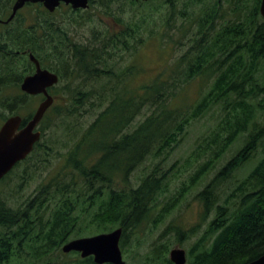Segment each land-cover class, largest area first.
Wrapping results in <instances>:
<instances>
[{
  "label": "trees",
  "instance_id": "obj_1",
  "mask_svg": "<svg viewBox=\"0 0 264 264\" xmlns=\"http://www.w3.org/2000/svg\"><path fill=\"white\" fill-rule=\"evenodd\" d=\"M250 1L244 6L249 0H90L87 9L62 4L54 12L29 4L27 27L24 13L18 12L14 19L23 25H15L11 34L0 31V37L4 46L12 47L9 58L29 48L60 72L62 80L53 87L57 103L46 112L42 129L49 115L56 127L60 118L66 121L65 134L53 142L64 164L45 178L37 193L15 202L36 168L51 161L53 146L42 141L0 181V264H96L93 256L80 254L63 259L62 245L118 227L123 228L120 246L126 255L132 249L143 264H175L169 257L173 242L166 234L175 232L182 241L192 237L195 227L185 230L171 224L142 259L130 235L143 224L152 231L164 222L240 140L242 145L230 151L197 194L202 220L210 221L187 249V264H246L264 254V18L261 0ZM14 2L0 0V18L11 14ZM95 3L113 15L118 27L79 34L78 27L95 16ZM125 3L132 12L140 8L147 14L135 20L111 7ZM155 11L166 13L164 26L180 31L177 46L186 49L172 73L134 89L137 66L133 60L128 65L121 61L125 54L135 56L147 40L143 24ZM57 13L63 19L55 17ZM148 33V38L157 34L151 28ZM197 78L210 82V88L194 103L175 106L174 100ZM146 106L153 107L152 113L133 124ZM216 106L221 111L216 127L198 140L183 165L193 166V172L171 193L167 154ZM85 111L96 112V117L82 126L79 118ZM73 117L75 121H68ZM255 159L254 167L241 176ZM145 161L149 170L132 177Z\"/></svg>",
  "mask_w": 264,
  "mask_h": 264
},
{
  "label": "rangeland",
  "instance_id": "obj_2",
  "mask_svg": "<svg viewBox=\"0 0 264 264\" xmlns=\"http://www.w3.org/2000/svg\"><path fill=\"white\" fill-rule=\"evenodd\" d=\"M251 1L244 2V6H249ZM91 11H94L95 16L92 19L86 20L81 26L78 27L79 34L90 36L92 35V29H102L105 30L107 28L114 29L118 27L116 25V20L113 18V15H109L105 13L103 10L104 7H101L99 3H95L93 5ZM96 7V8H95ZM114 9V12L118 14L119 12L122 14L121 16L125 18H132L138 20L141 18V15L147 14V11H141L140 8H136L135 11H131L130 6L125 3L119 5L111 6ZM24 14L29 11L28 8H23L21 10ZM103 11V12H102ZM58 19H63L60 17V14L57 13L55 16ZM167 17L166 13L161 14V11H155L152 17H148L146 22L143 24L142 35L144 39H147L141 47L135 52V56L130 54L124 55V60L121 61L123 65H128L133 60L135 65L137 66L134 77L135 83L133 86L134 89H138L142 84L154 80L155 77L161 74V77H165L167 73H172L174 68L176 67L175 61L180 56V54L184 51L185 48H181L177 46V41L181 39V33L176 28H167L164 26V19ZM176 20H179V16H174ZM179 25V24H178ZM154 29L157 34L149 37L148 29ZM173 69V70H172ZM98 86V83H96ZM210 82L203 80L202 78H197L190 82L185 89L182 90L180 95L174 100L173 104L175 106L184 105L187 103H194L201 94L206 92L210 87ZM128 85V88L132 87ZM98 89V87H97ZM64 101V100H63ZM61 101V102H63ZM57 103V101H56ZM0 113H4L7 111L2 110ZM153 107L146 106L141 114L135 120V123L145 119V117L152 113ZM221 115V111L218 107H213L210 111H208L202 118L194 122L192 126H190L187 130V133L182 137L179 143L175 144L174 147L170 150L169 154L166 156L165 166L171 167L169 171V176L171 178V193H174L175 190L182 184V182L187 181L189 179L190 173L193 172V166L184 168L186 160L192 154V151L196 147L198 140L208 134L213 128L216 127L219 118ZM50 121V129L48 130V137L50 138V145L53 146L52 151H50V162L41 163L34 173V178L29 180L22 187L20 192V196L15 199V202L18 204L20 201L27 199L30 195L36 192L37 188L47 180L48 176L54 175L60 168H62L64 164V157H62L58 152L59 148L53 142H57L56 140L61 138L65 134V123L66 121L60 118L57 122L59 123L58 127L54 124L56 119L51 118L49 115ZM96 117V112L85 111L82 113V116L79 118V122L82 123V126H86L90 124ZM67 120V119H66ZM68 121H75V118H69ZM132 124V125H133ZM132 127H135L133 125ZM47 135V134H46ZM46 137V138H48ZM52 142V144H51ZM59 144V143H58ZM242 145V140L234 144L231 148V152L234 153L236 149ZM64 151L63 149H61ZM230 151L224 156V158L218 163L217 168L211 171L205 178H203L200 183H198L194 188L189 190L186 197L178 204V206L173 209V211L165 218L164 222L159 224L157 228L151 229L147 228L146 224H143L141 228L138 230L135 236L130 235L131 246L134 248L139 247L140 252L142 254L141 259L146 256V254L151 252V246H153L154 242L164 233L166 228L171 224L182 225L184 229H190L195 227L194 234L190 239L184 238L182 241L177 239V234L175 232H169L167 238L170 242V251L174 248H182L187 251V249L191 246V244L204 233V230L207 228L208 221L202 220V211L203 204L197 198L198 192L204 187V185L214 176L215 172L221 165L229 159L232 153ZM258 159L249 162L245 168L240 171L241 176H245L250 169L254 167ZM46 164V165H45ZM150 165L149 161H145L143 165H141L133 174L132 177H137L139 175H143L144 172L148 171ZM51 170V174H49ZM239 177V172L237 173ZM45 179V180H44ZM134 181V180H133ZM11 186L14 187L17 183V179L15 177L10 180ZM134 184H137L135 180ZM116 185V183H115ZM2 184H0L1 188ZM117 186H121V181L118 180ZM6 190H10L6 186H4ZM176 193V192H175ZM161 201H164V198H161ZM185 229V230H186ZM92 228H90L88 233H91ZM99 233V232H98ZM86 234L87 236L94 235ZM131 248V247H130ZM169 251V254H170ZM124 258L127 262L132 264H143L136 257V254L132 251L130 255H126L123 252ZM61 256V255H60ZM63 259L74 260L76 255L69 254V256H62Z\"/></svg>",
  "mask_w": 264,
  "mask_h": 264
},
{
  "label": "water",
  "instance_id": "obj_3",
  "mask_svg": "<svg viewBox=\"0 0 264 264\" xmlns=\"http://www.w3.org/2000/svg\"><path fill=\"white\" fill-rule=\"evenodd\" d=\"M28 3H42L50 12L56 11L62 4L71 5L74 9H87L90 6V0H15L7 21L12 20ZM260 13L264 18V0H261ZM30 58L36 63L37 70L24 79L22 89L30 94L44 93L46 98L40 103L23 129L18 131L23 121L20 115L11 116L1 127L0 181L18 162L24 160L32 152L35 143L41 138V131H35V128L54 103V97L48 93L47 88L56 85L59 82V76L49 69H43L34 54H30ZM122 234L123 228L118 227L108 232L74 238L66 242L62 250L64 252L78 251L82 258L93 256L96 264H125L126 260L120 246ZM170 259L175 264H186L187 251L174 248L170 251ZM246 264H264V254Z\"/></svg>",
  "mask_w": 264,
  "mask_h": 264
},
{
  "label": "flooded vegetation",
  "instance_id": "obj_4",
  "mask_svg": "<svg viewBox=\"0 0 264 264\" xmlns=\"http://www.w3.org/2000/svg\"><path fill=\"white\" fill-rule=\"evenodd\" d=\"M160 1L162 3H168V2H172L173 0H160ZM29 4H33V3H28L23 8H28L30 6ZM34 5H41L43 8H45L42 3H36ZM20 10L18 12H20ZM21 15H23V17L26 18L24 25L15 21L14 19L15 17L12 20L7 21L10 15L1 17L0 18L1 20L0 31L3 34H11L13 32V27L15 25H23L27 27L29 25L28 24L29 19L27 18L30 17L31 15L30 14H21ZM4 43H5V40H2L0 37V110L1 108H3L2 110L7 111V113L6 112L0 113V129L11 116L20 115L23 121L18 129L19 131L28 124V122L33 117L36 109L38 108L40 103L46 98V96L44 93L30 94L22 89V83L24 79L27 76L34 74L37 70L36 63L32 61L30 58V54H34V53L31 52L29 48L21 50V51L19 50L17 51L18 54L15 57V59H11L9 58L11 56L9 50H11L12 47L11 45L4 46L3 45ZM46 47L47 49H50V44L47 43ZM12 56L14 55L12 54ZM21 57L28 58L29 62L25 61ZM39 62L43 69H49L50 71L56 73L59 76V82L62 80V77L59 71L53 70L52 68L49 67L48 64L43 63L40 60ZM59 82L56 85H58ZM56 85H53L47 88L48 93L54 97V100H55L54 102H56L57 100V97L53 89V87ZM42 120L40 121L38 127L35 128V131L37 130L41 131V138L39 141L35 143L34 148L38 147L39 143L42 141L45 146L50 145V138L48 137V130L50 129V125H49L50 123L49 121H47V123L45 124V128L42 129ZM37 192L38 190H36V192L34 193H37ZM3 193H4V190H0L1 196ZM63 253H64L63 255L64 257L69 256V254H74L76 255V257L78 254H80L81 256V253L78 251H70V252L63 251Z\"/></svg>",
  "mask_w": 264,
  "mask_h": 264
}]
</instances>
